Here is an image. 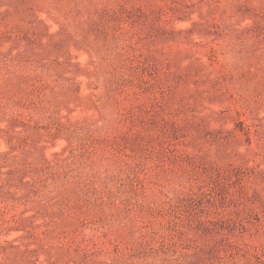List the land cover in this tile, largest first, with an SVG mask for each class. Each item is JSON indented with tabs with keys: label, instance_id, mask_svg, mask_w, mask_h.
<instances>
[{
	"label": "rangeland",
	"instance_id": "1",
	"mask_svg": "<svg viewBox=\"0 0 264 264\" xmlns=\"http://www.w3.org/2000/svg\"><path fill=\"white\" fill-rule=\"evenodd\" d=\"M0 264H264V0H0Z\"/></svg>",
	"mask_w": 264,
	"mask_h": 264
}]
</instances>
